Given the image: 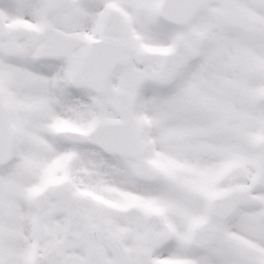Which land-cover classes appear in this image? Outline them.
Segmentation results:
<instances>
[{
	"label": "snow or ice",
	"instance_id": "6c2138e0",
	"mask_svg": "<svg viewBox=\"0 0 264 264\" xmlns=\"http://www.w3.org/2000/svg\"><path fill=\"white\" fill-rule=\"evenodd\" d=\"M0 264H264V0H0Z\"/></svg>",
	"mask_w": 264,
	"mask_h": 264
}]
</instances>
